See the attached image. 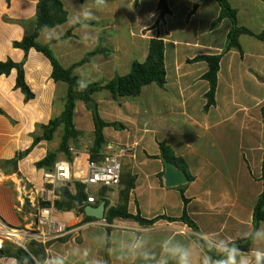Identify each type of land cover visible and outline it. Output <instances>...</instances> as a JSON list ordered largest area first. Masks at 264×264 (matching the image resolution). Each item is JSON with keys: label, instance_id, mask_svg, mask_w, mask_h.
I'll list each match as a JSON object with an SVG mask.
<instances>
[{"label": "crops", "instance_id": "1", "mask_svg": "<svg viewBox=\"0 0 264 264\" xmlns=\"http://www.w3.org/2000/svg\"><path fill=\"white\" fill-rule=\"evenodd\" d=\"M61 1L69 21L49 29L50 33L41 32L38 41L49 44L66 68L101 43L109 54H98L75 70L86 84L127 75L134 61L146 59L151 39L164 41V88L150 84L138 97L120 101L108 91L94 95L99 117L109 124L103 131L105 143L101 154H120L122 180L134 185L128 198V212L157 220L150 226L123 218L108 224L106 220L88 219L76 210H56L55 218L67 224L68 234L50 244V253L42 245L32 243L29 251L36 264L50 256H62L66 264H90L93 259L104 264H156L155 260L138 259L131 250L125 252V247L134 248L143 241L145 250L159 258L162 242L172 237L190 247L192 264H202L203 257L208 255L199 239L232 243L253 232L254 208L263 191L264 43L242 35L241 51L224 52L234 25L227 18L219 20L221 9L216 0H168L170 13L157 27L159 0H106L104 5H97L95 0ZM228 1L237 10L239 26L255 33L264 30V0ZM38 2L0 0V62H24L25 81L34 94L33 99L26 100L16 87V69L0 74V163L30 148L35 136L43 135L41 126L64 110L68 85L53 80L50 61L35 49L26 54L14 46L34 30ZM85 10L92 12L94 24L77 27L74 37L65 38L74 23L84 21ZM220 54L215 104L206 109L209 83L204 75L209 67L204 61H190L198 56ZM94 117L83 101H77L74 124L82 132L78 141L84 142L86 137L93 144ZM60 142L61 138L56 148L54 139L39 142L19 160L15 173L0 168V217L8 224L22 227L34 221L31 209L23 207L20 201L21 180L39 193L37 198L44 195L52 202L56 199V188L49 190L43 180L44 169H37L35 164L48 151L56 150ZM160 142H165L186 162L191 181L166 186ZM90 149L71 145L74 159L69 162L76 178L87 173ZM76 178L69 183L72 193L76 192ZM123 187L121 184L104 193L102 188L92 187L87 193L96 203L104 197L112 207L119 204ZM184 210L197 229L180 220ZM260 228H264V222ZM108 229L110 239L105 243L97 237L108 233ZM256 248H264V242L253 241L250 251L242 252L251 253ZM17 263L13 256L0 257V264Z\"/></svg>", "mask_w": 264, "mask_h": 264}, {"label": "trees", "instance_id": "2", "mask_svg": "<svg viewBox=\"0 0 264 264\" xmlns=\"http://www.w3.org/2000/svg\"><path fill=\"white\" fill-rule=\"evenodd\" d=\"M220 6L221 12L219 20L229 19L233 23V28L228 34L227 46L224 52L231 49L242 50L239 38L242 35H249L257 38L264 43V30L261 33H255L246 27L239 26L237 22V10L234 9L228 0H216ZM96 3V2H95ZM158 10L160 12L159 18L155 23V27L164 20L165 16L170 13L168 6V0H159ZM69 21L68 12L64 7L61 0H39L37 5V15L35 28L32 32L28 33L21 42H15L16 48L22 49L26 54L31 49L42 53L51 63L52 66V78L55 82H65L68 85V92L65 98L64 110L59 117L53 118L47 125H42V136H35L34 142L30 148L23 152H19L15 158L0 163V168L6 173L17 172V165L19 160L23 159L31 153V151L41 141L51 142L59 129L62 128V136L59 147L56 150L48 151L46 157L35 164L37 169L52 170L55 163L59 160L60 156H63L68 161H73L74 156L71 152V145L76 143L81 137L82 132L77 130L74 124V113L77 101H83L85 104L94 101V95L101 91H108L116 101H120L125 98L138 97L142 89L150 84H156L160 88H164L166 84V69H165V44L161 39H151L148 46V54L144 61H134L131 65L130 72L125 76L116 75L111 80H103L92 84H86L87 87L83 91L77 90V81H81L80 76L75 73V70L91 60L92 57L103 54L108 55L109 51L104 49L101 45L88 53L77 63H74L70 67H63L57 57L54 55L49 44H42L38 41L41 32L44 31L45 26L48 29L63 25ZM86 24H94L91 20H84L76 22L69 29L65 38L74 37L73 30L77 27L84 26ZM222 54L220 55H203L198 56L190 62L204 61L208 64V72L204 75V79L209 83V91L206 94L207 103L205 108L208 109L215 104V96L217 90V79L220 70V63ZM16 69L18 72L16 87L21 89L25 95L26 100L34 98V94L29 89L25 81L24 62L14 63L13 61H7L5 63L0 62V74H9L11 70ZM0 113L2 111L0 110ZM264 116V108H263ZM95 131L94 142L90 149V161H99L103 158L101 154L102 145L105 143L103 131L109 126L100 117H94ZM161 155L160 157L167 159L173 163L175 167L182 170L188 181H191L193 177L188 172L186 162L177 157L170 146L165 142L159 143ZM261 181L263 183V191L260 194L257 203L254 208V231L258 230L261 222H264V156L262 161V174ZM123 184V189L119 193V204L117 206L109 207V202L103 197L100 201L95 203L99 205L102 201L106 202V215L105 220L108 224H112L116 218L132 219L141 225L150 226L153 225L157 219L148 220L143 218L140 214L133 215L128 212L127 203L130 191L133 188V182H124L122 180L120 185ZM69 183L59 185L55 189L56 199L53 203L41 202L44 207H53L57 211H70L76 210L81 213H85V206L82 205L84 200L87 201L88 193L86 186L82 183L75 181V193H72L69 188ZM107 188H103V192ZM181 195L184 204L187 205L188 199L184 194V187H181ZM92 219V217H87ZM175 221L177 219L168 218ZM180 220L186 222L190 227L197 229L196 224L189 218L186 210H184L183 216ZM110 229H108V234ZM252 240L249 238H239L232 242L241 251H250ZM109 243V240H108ZM199 243L208 256L213 259H219L220 254L210 248L208 243L202 239H199ZM1 256H13L17 259V264H36L30 251H26L22 248H15L7 245L0 251Z\"/></svg>", "mask_w": 264, "mask_h": 264}, {"label": "built area", "instance_id": "3", "mask_svg": "<svg viewBox=\"0 0 264 264\" xmlns=\"http://www.w3.org/2000/svg\"><path fill=\"white\" fill-rule=\"evenodd\" d=\"M122 162L120 154H105L99 161H90L87 166V173L84 177L74 176L71 162L59 160L52 170L43 171V180L49 190L75 180L90 188H117L121 182ZM21 198L23 207L31 209L34 221L26 226L17 227L8 224L0 217V251L7 245L15 248H22L29 251L32 243L42 245L46 252L50 253V244L68 234L66 223L55 218L56 209L53 205L44 207L41 202H51L48 197L40 195L35 189L29 187L21 180ZM87 203L95 204V198L88 195ZM105 220V219H104Z\"/></svg>", "mask_w": 264, "mask_h": 264}, {"label": "clouds", "instance_id": "4", "mask_svg": "<svg viewBox=\"0 0 264 264\" xmlns=\"http://www.w3.org/2000/svg\"><path fill=\"white\" fill-rule=\"evenodd\" d=\"M97 5H104L106 0H95ZM84 20L94 19V16L90 10L82 12ZM45 32L50 30L45 26ZM87 87L83 81H77V90L83 91ZM245 238H249L256 243L264 242V228H260L255 232L245 233ZM103 239L105 243L110 239V235L105 232L97 237ZM139 239V238H138ZM208 246L213 248L220 254L219 259H213L211 256H204L202 264H264V248H256L251 253H244L240 248L234 244L223 240H210ZM146 242L137 243L136 247L128 245L125 247V252L131 250L137 254L138 259L144 261L155 260L156 264H169V261H174L175 264H192V252L189 246L183 242L176 240L174 237L165 239L161 244V255L159 258L155 257L151 252L145 250ZM79 254L80 250H76ZM84 254L87 255V250H84ZM124 257L121 256V259ZM42 264H66L62 256H50L42 261ZM90 264H104L102 260L93 259Z\"/></svg>", "mask_w": 264, "mask_h": 264}, {"label": "water", "instance_id": "5", "mask_svg": "<svg viewBox=\"0 0 264 264\" xmlns=\"http://www.w3.org/2000/svg\"><path fill=\"white\" fill-rule=\"evenodd\" d=\"M87 108L98 118L97 104L95 101L86 104ZM165 165V184L168 187L181 186L188 182L186 174L174 166L167 159H162ZM85 206V214L89 217L104 220L106 215V202L102 201L99 205L89 204L86 200L82 202Z\"/></svg>", "mask_w": 264, "mask_h": 264}, {"label": "rangeland", "instance_id": "6", "mask_svg": "<svg viewBox=\"0 0 264 264\" xmlns=\"http://www.w3.org/2000/svg\"><path fill=\"white\" fill-rule=\"evenodd\" d=\"M62 136V128L60 130L57 131L56 133V136L54 138V142L55 143V148L57 147V142L60 141V138ZM86 140L84 142H76V143H73L72 145L76 146V148H81L82 150H89V148L91 147V143L90 142H87V138L84 137ZM61 158H64L63 156H60Z\"/></svg>", "mask_w": 264, "mask_h": 264}]
</instances>
